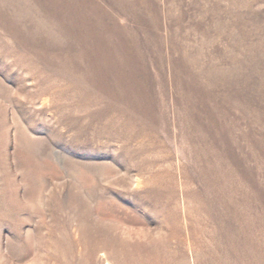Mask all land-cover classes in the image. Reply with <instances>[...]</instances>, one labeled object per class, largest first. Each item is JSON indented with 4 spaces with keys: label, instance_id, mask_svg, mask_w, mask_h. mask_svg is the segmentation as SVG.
I'll list each match as a JSON object with an SVG mask.
<instances>
[{
    "label": "rangeland",
    "instance_id": "1",
    "mask_svg": "<svg viewBox=\"0 0 264 264\" xmlns=\"http://www.w3.org/2000/svg\"><path fill=\"white\" fill-rule=\"evenodd\" d=\"M115 239L264 264V0H0V264Z\"/></svg>",
    "mask_w": 264,
    "mask_h": 264
},
{
    "label": "bare ground",
    "instance_id": "2",
    "mask_svg": "<svg viewBox=\"0 0 264 264\" xmlns=\"http://www.w3.org/2000/svg\"><path fill=\"white\" fill-rule=\"evenodd\" d=\"M114 241H115L116 244H120V245H119V246H120L119 248L122 247L119 264H136L134 261L131 260V255H130L129 253H127V252L125 251V249H123V247H124V243L120 242V240H117V239H115ZM107 242H108V241H107ZM112 242H113V241H112ZM110 243H111V242H110ZM107 244H108V243H107ZM98 245H99V246H102V247L105 246L104 243H98ZM109 245H110V244H109ZM111 245H112V244H111Z\"/></svg>",
    "mask_w": 264,
    "mask_h": 264
}]
</instances>
